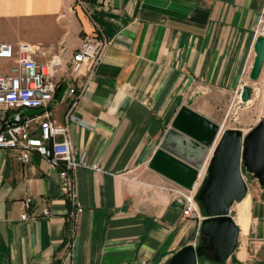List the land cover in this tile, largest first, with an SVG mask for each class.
Returning a JSON list of instances; mask_svg holds the SVG:
<instances>
[{"label":"crops","instance_id":"crops-1","mask_svg":"<svg viewBox=\"0 0 264 264\" xmlns=\"http://www.w3.org/2000/svg\"><path fill=\"white\" fill-rule=\"evenodd\" d=\"M82 1L0 0V41L31 45L39 62L61 61L52 104L60 122L71 108L69 90L85 87L71 135L78 153L102 167L77 170L82 210L72 219L58 168L38 153L24 163L18 150L0 148V264H169L208 238L165 188L178 183L150 163L164 148L200 165V190L223 133L246 135L257 125L247 115L239 121L231 106L252 101L236 93L245 84L253 91L264 0ZM98 29L110 41L105 54L92 76L86 67L74 73L75 53ZM12 65L0 60V74ZM184 108L219 127L212 146L175 128ZM242 170L247 191L230 208L237 246L223 263L198 264H264V185ZM27 198L29 213L48 207L51 216L22 220Z\"/></svg>","mask_w":264,"mask_h":264},{"label":"built area","instance_id":"built-area-1","mask_svg":"<svg viewBox=\"0 0 264 264\" xmlns=\"http://www.w3.org/2000/svg\"><path fill=\"white\" fill-rule=\"evenodd\" d=\"M79 3L82 4L83 1L79 0ZM263 32L264 11L257 28V33L261 35ZM109 44L110 41L101 29L97 30V34H87L74 55L73 72L78 74L86 67L88 75L92 76ZM2 59L13 61V65L7 72L0 74V148L18 150L19 159L24 163L31 160L33 153H38L58 168L60 189L69 198L73 207L71 217L75 219L76 214L82 210L77 170L85 167L102 171L99 163H90L85 155L78 153L71 135V121L78 120L74 114L78 98L86 89L83 87L79 92L75 88L69 90L71 108L66 122H60L54 116L52 104L58 89L57 76L61 61L51 59L39 62L31 45L0 41V60ZM236 98L239 101L241 93H236ZM22 109L40 112L29 116L21 114L19 111ZM80 122L86 124L84 121ZM165 188L175 197L184 200V214L197 220L200 226L206 216L203 215L197 199L198 182L191 188L178 184ZM31 205L32 199H25L22 220H34L39 216L50 217L52 214L48 207H44L42 213H29Z\"/></svg>","mask_w":264,"mask_h":264},{"label":"water","instance_id":"water-1","mask_svg":"<svg viewBox=\"0 0 264 264\" xmlns=\"http://www.w3.org/2000/svg\"><path fill=\"white\" fill-rule=\"evenodd\" d=\"M255 50L256 56L250 72L252 81L261 77L264 68V32L258 36ZM251 97L250 86L245 84L241 99L248 102ZM175 128L208 147L212 146L219 129L188 108L182 110ZM203 132L207 133L204 135ZM150 167L186 188H191L200 174V165L189 163L164 148L156 152ZM243 167L264 185V116L246 135L239 129H228L223 133L210 160L208 177L197 195L208 215L201 226V232L208 240L197 247H184L169 264H198L207 250L212 251L213 261L223 263L234 252L240 228L230 215V208L247 191Z\"/></svg>","mask_w":264,"mask_h":264},{"label":"rangeland","instance_id":"rangeland-1","mask_svg":"<svg viewBox=\"0 0 264 264\" xmlns=\"http://www.w3.org/2000/svg\"><path fill=\"white\" fill-rule=\"evenodd\" d=\"M255 82H257L256 85ZM251 83L254 85L251 97L252 101L243 104H232V106H230L232 113L236 117H239V121H241L242 116L247 115L248 118L250 117V124H257V122L264 116V68L261 77L257 81L251 80ZM242 123L243 120L241 125ZM244 128L248 129L249 127Z\"/></svg>","mask_w":264,"mask_h":264},{"label":"trees","instance_id":"trees-1","mask_svg":"<svg viewBox=\"0 0 264 264\" xmlns=\"http://www.w3.org/2000/svg\"><path fill=\"white\" fill-rule=\"evenodd\" d=\"M203 210H204V208H203ZM211 251L210 250H207L206 252H205V254L201 257L202 259H207V260H211V253H210Z\"/></svg>","mask_w":264,"mask_h":264}]
</instances>
